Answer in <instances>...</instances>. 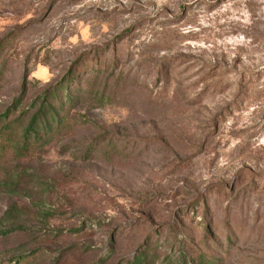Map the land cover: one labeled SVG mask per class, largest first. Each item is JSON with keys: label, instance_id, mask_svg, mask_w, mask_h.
I'll use <instances>...</instances> for the list:
<instances>
[{"label": "rangeland", "instance_id": "rangeland-1", "mask_svg": "<svg viewBox=\"0 0 264 264\" xmlns=\"http://www.w3.org/2000/svg\"><path fill=\"white\" fill-rule=\"evenodd\" d=\"M68 79L42 153L0 143V264H264V0H0V120Z\"/></svg>", "mask_w": 264, "mask_h": 264}, {"label": "trees", "instance_id": "trees-1", "mask_svg": "<svg viewBox=\"0 0 264 264\" xmlns=\"http://www.w3.org/2000/svg\"><path fill=\"white\" fill-rule=\"evenodd\" d=\"M73 71L74 68L72 67L64 79L66 80L68 76L72 75ZM99 72V67L91 73L89 72L90 74L86 77L87 86H91L89 81H94L98 77ZM73 85H75V83L70 85L68 79L64 84L59 85L58 88L45 92L40 99L32 103L28 110L23 109L16 120L9 121L10 111L17 108L16 105L20 104L22 95L25 93L26 87L22 85L21 93L18 98L14 100L13 107L4 113L2 116L3 120H0V143H3L4 146L2 147V151L4 152V149L10 151L11 156L18 161H21V159L29 161V159L42 153L45 146L55 138V136L59 135L62 130L67 128L69 109L72 108L78 100H81L84 94L93 93L92 91L89 92L88 88H85L77 98L75 96L76 94L73 92ZM66 87L68 89L72 88V92L67 90L63 94L61 88ZM104 97V94H102L98 100L103 101ZM204 232L205 239L210 238L208 235V226H206V224L204 225ZM184 255L185 254H182L178 257L182 261V264H215V260L209 258L208 254L203 251H199L188 259H186ZM146 256L145 250L140 251L136 253L133 259L127 264H154V262L149 261ZM167 262L166 264L172 263L170 260Z\"/></svg>", "mask_w": 264, "mask_h": 264}]
</instances>
